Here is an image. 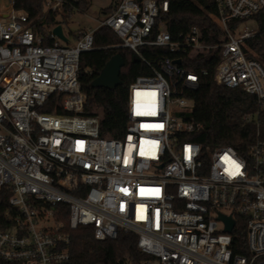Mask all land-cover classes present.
I'll use <instances>...</instances> for the list:
<instances>
[{"label":"built area","instance_id":"2783aa9c","mask_svg":"<svg viewBox=\"0 0 264 264\" xmlns=\"http://www.w3.org/2000/svg\"><path fill=\"white\" fill-rule=\"evenodd\" d=\"M170 1L120 0L96 28L66 34L65 43L55 25V42L44 44L28 13L0 0V264H66L70 232L84 226L97 240L137 233L138 248L154 257L145 264H264V59L252 57L264 36L256 20L264 0H214L223 32L216 42L196 26L174 38L164 21ZM62 5L48 0L46 10ZM101 26L150 68L129 87L124 138L103 137L100 116L83 114L80 57L94 49ZM153 48L173 56L152 61L146 50ZM208 52L220 58L218 85L257 99L244 115L256 125L245 154L191 138L202 126L189 117L196 102L187 92L208 70L189 62ZM53 97L62 113L44 109ZM225 155L238 174H230ZM63 208L68 225L58 220ZM220 214L235 219L231 232ZM238 217L246 222L247 254L234 251Z\"/></svg>","mask_w":264,"mask_h":264},{"label":"trees","instance_id":"16d2710c","mask_svg":"<svg viewBox=\"0 0 264 264\" xmlns=\"http://www.w3.org/2000/svg\"><path fill=\"white\" fill-rule=\"evenodd\" d=\"M48 0H15L17 9L25 10L29 15L31 27L44 36V44H53L51 28L66 23L65 15L72 10L86 12L90 9L91 0H62V10H46ZM118 4L104 8L102 14L108 16ZM207 5V8H206ZM216 11L214 0H171L169 11L164 15L167 29L174 38L188 34L194 26L200 28L202 39L216 42L223 37V32L214 21ZM104 17V18H105ZM261 27H264V11L256 16ZM71 34L78 37L75 31ZM94 49L84 52L80 57V83L87 95L83 114L99 115L100 131L103 137L124 138L128 122V91L131 83L139 75L150 72L149 66L126 48L119 47L120 38L109 27L101 26L94 32ZM252 57L264 59V36L253 44ZM156 53H151V51ZM120 54L125 60L120 84L113 89L94 88L92 82L100 74L108 61ZM153 61L158 55L173 56L163 48L146 50ZM218 53L200 54L190 60L189 66L197 72L207 69V75H201L199 87L190 90L187 95L195 99L196 105L189 115L201 124V130L192 134L194 141L205 147L232 146L239 153L245 154L256 138V125L244 121V115L255 111L257 99L240 89H231L218 85L215 80ZM56 97L44 109L62 113L60 106L55 108ZM52 103V105H51ZM259 117L264 137V111ZM57 214L58 220L68 225V208ZM232 232L235 253L247 254L246 222L238 217ZM92 226L72 230L70 253L71 260L66 264H145L154 257L145 254L137 246L138 234L133 231H120L114 239L97 240Z\"/></svg>","mask_w":264,"mask_h":264},{"label":"water","instance_id":"95a60500","mask_svg":"<svg viewBox=\"0 0 264 264\" xmlns=\"http://www.w3.org/2000/svg\"><path fill=\"white\" fill-rule=\"evenodd\" d=\"M52 32L63 42H69L68 37L64 33L63 24L56 25L52 29ZM176 62L181 63L180 60H176ZM125 63L124 58L120 54L113 56L110 61L107 62L97 78L93 80L91 84L92 87L114 90V88H116L121 82L120 75ZM219 218L222 219L226 225L225 231L231 232L235 226V219H233L232 216H226L225 214H220Z\"/></svg>","mask_w":264,"mask_h":264},{"label":"rangeland","instance_id":"374dc122","mask_svg":"<svg viewBox=\"0 0 264 264\" xmlns=\"http://www.w3.org/2000/svg\"><path fill=\"white\" fill-rule=\"evenodd\" d=\"M119 1L120 0H91L90 9L88 11H70L65 15L66 23L63 25L65 34L72 38L71 31H75L77 35H80L81 32L89 28H96L105 17L102 14L104 8Z\"/></svg>","mask_w":264,"mask_h":264},{"label":"snow or ice","instance_id":"6c2138e0","mask_svg":"<svg viewBox=\"0 0 264 264\" xmlns=\"http://www.w3.org/2000/svg\"><path fill=\"white\" fill-rule=\"evenodd\" d=\"M222 159L225 163H230L232 166H234L235 171L231 172L230 174L232 175L238 174L240 166L234 160H231V158L227 155H225ZM226 171H228V169H226ZM122 191H126V190H122Z\"/></svg>","mask_w":264,"mask_h":264},{"label":"crops","instance_id":"0c3cea01","mask_svg":"<svg viewBox=\"0 0 264 264\" xmlns=\"http://www.w3.org/2000/svg\"><path fill=\"white\" fill-rule=\"evenodd\" d=\"M72 36V38H75V36L74 35H71Z\"/></svg>","mask_w":264,"mask_h":264}]
</instances>
